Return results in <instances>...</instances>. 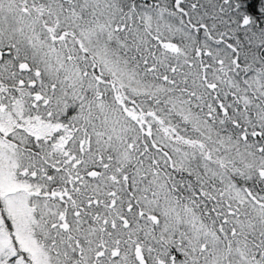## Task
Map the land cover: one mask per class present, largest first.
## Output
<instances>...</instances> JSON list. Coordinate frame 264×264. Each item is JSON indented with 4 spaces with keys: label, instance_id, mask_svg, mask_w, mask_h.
<instances>
[{
    "label": "snow or ice",
    "instance_id": "1",
    "mask_svg": "<svg viewBox=\"0 0 264 264\" xmlns=\"http://www.w3.org/2000/svg\"><path fill=\"white\" fill-rule=\"evenodd\" d=\"M0 264H264V0H0Z\"/></svg>",
    "mask_w": 264,
    "mask_h": 264
}]
</instances>
